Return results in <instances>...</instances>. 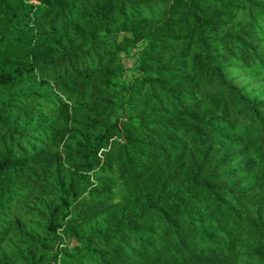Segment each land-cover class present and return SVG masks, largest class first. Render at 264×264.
I'll return each instance as SVG.
<instances>
[{
	"label": "trees",
	"instance_id": "obj_1",
	"mask_svg": "<svg viewBox=\"0 0 264 264\" xmlns=\"http://www.w3.org/2000/svg\"><path fill=\"white\" fill-rule=\"evenodd\" d=\"M0 264H264V0H0Z\"/></svg>",
	"mask_w": 264,
	"mask_h": 264
},
{
	"label": "rangeland",
	"instance_id": "obj_2",
	"mask_svg": "<svg viewBox=\"0 0 264 264\" xmlns=\"http://www.w3.org/2000/svg\"><path fill=\"white\" fill-rule=\"evenodd\" d=\"M140 47V45H138V46H136L134 49H132V51H131V55L138 49ZM134 58L133 57H130V58H128L127 60H126V66L129 68V70H130V72H132L133 71V69H134ZM132 70V71H131ZM130 74V73H129ZM235 75H237V78H239V74H235ZM240 79V78H239ZM248 81H246V80H244L243 81V83L244 84H246ZM116 193H117V197H116V199H118V195H119V188H117L116 190Z\"/></svg>",
	"mask_w": 264,
	"mask_h": 264
}]
</instances>
